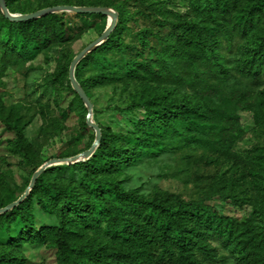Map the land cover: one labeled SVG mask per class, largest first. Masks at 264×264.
Returning <instances> with one entry per match:
<instances>
[{
    "label": "rangeland",
    "instance_id": "374dc122",
    "mask_svg": "<svg viewBox=\"0 0 264 264\" xmlns=\"http://www.w3.org/2000/svg\"><path fill=\"white\" fill-rule=\"evenodd\" d=\"M12 1L16 10L13 13H30L61 5L66 0ZM71 2L81 7L111 8L116 11L117 24L111 33L115 31L114 36L137 48L144 47L142 34L148 31L167 35L176 31L178 26L215 28L223 21L221 16L210 18L199 7L200 2L197 0ZM255 2L256 0H239L234 5L233 16L239 20L244 19ZM53 3L57 5L51 6ZM20 9L22 11H18ZM96 14L102 13L66 16L64 21L68 30L65 40L42 46L31 55L13 56L5 60L0 50V204L20 197L29 186L35 171L46 161L57 157H72L89 149L94 143L96 131L86 122L88 106L73 88L69 69L74 57L97 39L109 23L108 15ZM3 17L6 16L0 5V26H4ZM119 18L123 19L120 29L116 30ZM261 30L259 27L249 31L246 36L235 35L232 46L222 37L221 62L227 67V72L212 64H201L200 68L205 73L198 82H190L189 65L184 61H177L170 65L183 75L184 78L180 81L170 75L136 81L118 79L106 84L85 86L93 102V120L102 129V139H115L121 147L140 143L137 136L154 140L152 145L142 141V152L137 153L130 163L111 170L109 175L121 181L126 189L137 190L147 197L174 195L184 200L200 199L213 189L222 187L231 192L235 201L215 197L208 203L237 217L242 224L249 221L261 228L264 224V125H254L253 119L256 114H261L264 104V74L260 81H255L240 70V65H244L246 59L256 51ZM148 46L157 50L162 48L155 37ZM119 57L120 53L114 51H98L94 61L89 59L82 66V76L90 79L100 71L113 74ZM79 63L78 67L81 66ZM144 83L154 91L164 93L169 90L173 91L172 95L190 96L194 101L205 97L206 101L218 103L223 94L242 97L238 104L242 129H238L237 125L234 130L226 132V136L232 139L228 146L229 152H223L218 148L220 146H207L186 138L183 135L184 129L180 126L162 130L147 124L145 110L131 106L134 96ZM246 102L249 105L243 107ZM16 121H20L23 126L25 138L31 145L30 154L20 151L16 146L15 132L8 126ZM203 124L210 123L204 121ZM159 134L162 139L158 141L155 137ZM207 135L216 139L221 136L218 132ZM96 150L91 157L79 162L93 160ZM63 165L69 164L52 165L47 169ZM73 174H76L74 179L82 175L78 171L46 172L45 185H67ZM33 210L35 220L32 219L37 228L41 226L43 219L49 218L51 223L54 222L39 207L35 206ZM22 229L23 223L18 220L9 227V233L0 231V253L17 252L18 247L7 244L11 235H18ZM211 244L215 247L216 260H206L205 264H248L243 258L244 253H240L241 247L235 249L224 246L215 239L211 240ZM19 249L27 256L26 264H57L52 249L30 244H24Z\"/></svg>",
    "mask_w": 264,
    "mask_h": 264
},
{
    "label": "trees",
    "instance_id": "16d2710c",
    "mask_svg": "<svg viewBox=\"0 0 264 264\" xmlns=\"http://www.w3.org/2000/svg\"><path fill=\"white\" fill-rule=\"evenodd\" d=\"M197 1L210 18L222 17L218 27L178 26L176 31L167 35L148 31L142 34V48L125 43L114 36V31L103 44L80 61L81 66H77L75 75L81 86L170 75L180 81L183 75L170 65L177 61L186 62L191 71L188 80L198 82L205 73L200 68L201 64H212L227 72V67L221 62L222 37L232 46L235 35L246 36L259 27L262 28L259 45L244 65H240V70L253 80L260 81L264 74V23H261L264 22V0H256L244 15L245 20H239L232 14L239 0ZM6 3L12 13L16 11L12 0H6ZM62 4L74 5L71 0ZM54 5L57 3L51 6ZM71 14L91 16L95 13H52L26 21L3 17L4 26H0L3 58L8 60L13 56L31 55L42 46L64 41L68 30L64 18ZM122 19L119 18L116 30L120 29ZM153 37L162 45L160 50L148 46ZM100 50L120 53L116 71L113 74L100 71L90 79L84 78L82 66L89 59L94 61ZM88 80L90 83H87ZM142 86L131 106L145 110L147 124L162 130L180 126L186 138L207 146H220L218 148L223 152H229L232 139L226 136V132L234 130L237 125L238 129H242L238 108L242 97L223 94L218 103L206 101L205 97L194 101L190 96L172 95L173 91H154L146 83ZM262 100L264 102V91ZM248 105L246 102L242 106ZM204 121L210 124L204 125ZM253 121L256 126L264 125V104L261 114H256ZM8 126L15 132L19 150L30 154L31 145L25 138L20 121ZM213 132L221 136L216 139L207 135ZM137 138L141 142L129 147H121L115 139L103 138L93 160L46 169L19 205L0 214V231L9 233V227L14 222L20 220L23 223L21 232L14 236L10 234L7 244L18 247L17 252H1L0 264H26L27 256L19 249L24 244L54 250L57 264H205L206 260H216L212 239L219 240L224 246L241 247L240 253H244L243 258L248 264H264V224L261 228L249 221L242 224L237 217L208 203L215 197L233 199L230 191L217 187L206 197L191 200L174 195L147 197L137 190L126 189L121 181L111 177V170L130 163L137 153L142 152V141L149 145L154 142L153 138ZM155 138L159 141L162 135ZM220 140L225 143L224 146ZM52 170L78 171L82 175L74 179L76 174H73L67 185L53 183L46 186L44 175ZM18 198L1 203L0 208ZM35 206L51 216L54 222L51 223L49 218L43 219L37 228L33 222ZM202 258L205 260L202 261Z\"/></svg>",
    "mask_w": 264,
    "mask_h": 264
},
{
    "label": "water",
    "instance_id": "95a60500",
    "mask_svg": "<svg viewBox=\"0 0 264 264\" xmlns=\"http://www.w3.org/2000/svg\"><path fill=\"white\" fill-rule=\"evenodd\" d=\"M0 5L2 8L3 14L6 16V18L11 19L13 21H26L29 19L38 18L41 16H44L49 13L54 12H76V13H102L109 16V23L104 30V32L94 41H92L90 44H88L83 50H81L72 60L70 69H69V78L72 83L73 88L77 93L80 95V97L83 99V101L88 106V113L86 116V122L89 126L95 129L96 131V139L92 146L83 151L80 154L74 155L72 157H63V158H52L48 161H46L43 165H41L33 174L32 180L29 184V186L25 189L24 193L15 201L7 204L4 207L0 208V214L5 213L17 205H19L30 193L32 190L37 178L50 166L57 165V164H70L79 162L81 160H84L86 158H89L93 155L97 147L101 143L102 139V130L101 127L93 120L92 111H93V102L90 100L89 96L87 95L84 88L81 86L79 81L76 78L75 71L77 64L92 50L103 44L106 39L109 37L113 29L115 28L117 24V17L118 14L116 11H114L111 8H86L76 5H69V4H62L57 5L55 7H49V8H43L39 9L37 11H33L30 13H12L6 3V0H0ZM111 17V20H110Z\"/></svg>",
    "mask_w": 264,
    "mask_h": 264
}]
</instances>
